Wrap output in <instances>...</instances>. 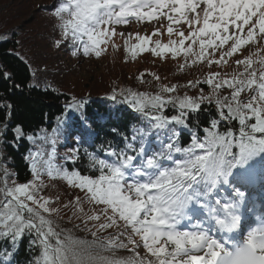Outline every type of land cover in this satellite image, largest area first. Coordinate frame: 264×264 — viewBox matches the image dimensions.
<instances>
[{
  "label": "snow or ice",
  "instance_id": "obj_1",
  "mask_svg": "<svg viewBox=\"0 0 264 264\" xmlns=\"http://www.w3.org/2000/svg\"><path fill=\"white\" fill-rule=\"evenodd\" d=\"M40 8L47 46L77 63L101 58L109 44L119 49L117 27L156 22L150 34H127L130 58L171 54L182 58L178 72L208 71L183 85L140 73L155 90L113 87L111 103L93 110L91 94L45 81L46 93L65 99L56 126L39 134L11 126L14 106L5 102L0 144L12 133L13 144L26 137L34 149L23 181L0 150V264H264V0H52ZM12 55L33 78L49 71ZM233 58L236 70L226 71ZM0 76L12 79L4 68ZM128 109L135 115L124 122ZM62 143L72 146L58 163ZM53 181L72 189L71 199L46 195Z\"/></svg>",
  "mask_w": 264,
  "mask_h": 264
},
{
  "label": "trees",
  "instance_id": "obj_2",
  "mask_svg": "<svg viewBox=\"0 0 264 264\" xmlns=\"http://www.w3.org/2000/svg\"><path fill=\"white\" fill-rule=\"evenodd\" d=\"M51 3L52 0H0V37H8L7 40H0V68H4L12 75L11 80H6L0 76V119H3L6 111H8L4 107L5 102L12 104L14 107L11 109V126L22 123L27 133L39 134L40 128H47L51 131V128L56 126V117L60 115L61 105L65 97L50 91L46 93L45 81L57 87L58 92H70L76 95L91 94L90 110H93L101 108V105L111 103L105 100V94L109 93L113 87H135L141 91L155 90L157 81L152 76L145 74L142 83L137 79L140 73H155L161 77L160 82L162 83H180L183 85L194 77L203 79V75L208 71L204 66H196L178 72L177 63H182V58L177 61L171 57V54L167 58H162L145 52L132 59L124 47V39L129 33L126 32L124 37L113 38L114 43L120 46L119 49H113L112 45L109 44L107 52L99 58L105 60L106 63V67L101 73H94L87 78L77 77L75 81L69 75L79 73L77 62L70 58L68 53L55 51L47 46L50 25L46 9H41L40 5ZM157 38L159 37H152L153 40ZM163 40L167 42L166 33ZM136 42L133 37L131 43ZM13 51L25 55L34 67L47 64L49 71L46 73L37 72L36 77L33 78L24 63L12 55ZM247 54V52L244 53V55ZM65 58L69 61H66ZM83 59H90V57ZM234 59L229 60L230 67H226V71L236 70ZM57 67L60 71L54 72L53 70ZM212 70L220 71L221 69L218 66H213ZM33 83L38 84V87H30ZM185 90L189 91V94L195 91V89H181V92ZM205 90L208 89L205 88ZM132 115L135 114L128 109L120 114V118L124 122H128ZM99 135L100 139L95 141L96 144L103 142L105 132L102 131ZM11 137L12 133H9L8 144H0V150L11 158L8 161L9 168L19 172L20 180L23 181L30 178L27 161L24 157L27 155L28 149H34V145L25 137L17 146L11 142ZM61 140L64 141V137H61ZM71 146V144L65 146L63 143L59 146L58 151L61 158L58 159V163L63 162L62 154L67 147ZM69 166L71 165L69 164ZM45 179L47 182V178ZM53 183L57 187L46 190V195L55 196L59 193L62 201L71 199L72 189L67 188L61 181H53Z\"/></svg>",
  "mask_w": 264,
  "mask_h": 264
},
{
  "label": "rangeland",
  "instance_id": "obj_3",
  "mask_svg": "<svg viewBox=\"0 0 264 264\" xmlns=\"http://www.w3.org/2000/svg\"><path fill=\"white\" fill-rule=\"evenodd\" d=\"M153 27H159V24H157L156 22H153L152 24L131 23L128 26H119L117 29H118V33L119 32L126 33L131 31L133 34L139 32L141 35H144L146 32L150 34L152 32ZM116 37H120V36L117 35ZM153 38H156V36H153ZM65 60L69 61L66 58ZM77 65H78L79 73L72 76L69 75V77L75 81L77 80V77L87 78L92 76L94 73H101L106 67L105 60L97 59L95 57H90V59H82L80 63H77Z\"/></svg>",
  "mask_w": 264,
  "mask_h": 264
}]
</instances>
